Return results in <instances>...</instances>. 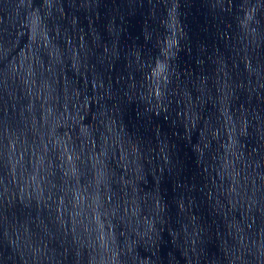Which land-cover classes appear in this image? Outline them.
I'll return each mask as SVG.
<instances>
[{"label":"water","instance_id":"1","mask_svg":"<svg viewBox=\"0 0 264 264\" xmlns=\"http://www.w3.org/2000/svg\"><path fill=\"white\" fill-rule=\"evenodd\" d=\"M0 264H264V0H0Z\"/></svg>","mask_w":264,"mask_h":264}]
</instances>
